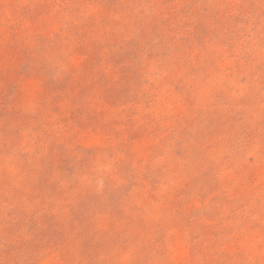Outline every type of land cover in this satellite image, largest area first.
<instances>
[{
	"label": "rangeland",
	"instance_id": "rangeland-1",
	"mask_svg": "<svg viewBox=\"0 0 264 264\" xmlns=\"http://www.w3.org/2000/svg\"><path fill=\"white\" fill-rule=\"evenodd\" d=\"M107 219L97 264H264V0H0V264Z\"/></svg>",
	"mask_w": 264,
	"mask_h": 264
},
{
	"label": "trees",
	"instance_id": "trees-1",
	"mask_svg": "<svg viewBox=\"0 0 264 264\" xmlns=\"http://www.w3.org/2000/svg\"><path fill=\"white\" fill-rule=\"evenodd\" d=\"M107 221H108V219L105 220L104 222H85V223L69 222V223H65L68 227L65 230L66 232H68V238L73 237L74 241L77 244L82 243L86 249L89 248V251H90L89 255H91V256H89L90 257L89 263H91V264H97L98 260L95 257L96 253H94L95 252L94 248H96L98 251H100V249H99L100 247L96 246V244L94 242L96 241V238H100L99 236H97V234H99L100 232H102V233L104 232V235H105V233L108 232L109 228L107 226V224H108ZM60 224H61L60 222L59 223L56 222L55 224H53V227L59 228L61 226ZM118 225H119V222H118ZM48 228H52V227L49 226ZM102 238L105 239L106 237H102ZM68 245H71V244H68ZM83 247L81 245L80 248H83ZM69 248H71V247L66 246V250ZM91 250H93V251H91ZM73 252H74V250L72 248L69 249V253L73 254Z\"/></svg>",
	"mask_w": 264,
	"mask_h": 264
}]
</instances>
